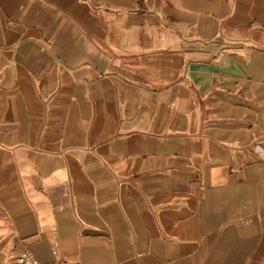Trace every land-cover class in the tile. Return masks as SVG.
I'll use <instances>...</instances> for the list:
<instances>
[{"label":"crops","instance_id":"crops-1","mask_svg":"<svg viewBox=\"0 0 264 264\" xmlns=\"http://www.w3.org/2000/svg\"><path fill=\"white\" fill-rule=\"evenodd\" d=\"M264 264V0H0V264Z\"/></svg>","mask_w":264,"mask_h":264},{"label":"built area","instance_id":"built-area-1","mask_svg":"<svg viewBox=\"0 0 264 264\" xmlns=\"http://www.w3.org/2000/svg\"><path fill=\"white\" fill-rule=\"evenodd\" d=\"M12 264H68V263H66L64 261L41 263L37 259L30 256L29 254L24 253L22 255L15 257Z\"/></svg>","mask_w":264,"mask_h":264}]
</instances>
